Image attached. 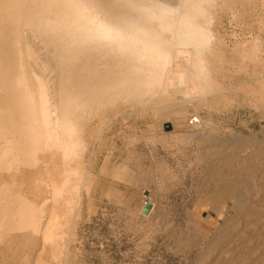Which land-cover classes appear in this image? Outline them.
<instances>
[{
    "label": "bare ground",
    "instance_id": "bare-ground-1",
    "mask_svg": "<svg viewBox=\"0 0 264 264\" xmlns=\"http://www.w3.org/2000/svg\"><path fill=\"white\" fill-rule=\"evenodd\" d=\"M236 1L264 29V0ZM232 4L0 0V264L68 262L81 191L90 190L83 157L124 106L128 114L215 104L223 88L212 77L211 25ZM252 49L241 47V59L256 63ZM255 81L251 100L264 109V72ZM226 142L248 148L239 138ZM254 173L250 188L243 179L226 188L236 220L215 246L222 264H264V176ZM217 195L206 199L218 202Z\"/></svg>",
    "mask_w": 264,
    "mask_h": 264
},
{
    "label": "rangeland",
    "instance_id": "rangeland-1",
    "mask_svg": "<svg viewBox=\"0 0 264 264\" xmlns=\"http://www.w3.org/2000/svg\"><path fill=\"white\" fill-rule=\"evenodd\" d=\"M231 2V10L214 13L211 25L218 69L212 77L223 88L219 99L210 109L192 101L181 109L142 113L127 114L130 108L123 107L126 114L111 120L102 141L83 157L86 169L92 168L90 190L81 191L75 241L64 264L223 263L215 246L236 220L226 188L239 179L250 188L254 170L257 178L264 176V109L251 100L259 89L255 79L264 72V29L258 30L247 4ZM241 47L257 50V62L242 60ZM192 118L198 123L190 125ZM231 138L248 148L228 147ZM216 195L218 202L207 201ZM145 205L151 211L142 215Z\"/></svg>",
    "mask_w": 264,
    "mask_h": 264
},
{
    "label": "water",
    "instance_id": "water-1",
    "mask_svg": "<svg viewBox=\"0 0 264 264\" xmlns=\"http://www.w3.org/2000/svg\"><path fill=\"white\" fill-rule=\"evenodd\" d=\"M149 209H150V206H149V205H145V206L143 207V209L141 210V214H142V215H147Z\"/></svg>",
    "mask_w": 264,
    "mask_h": 264
},
{
    "label": "built area",
    "instance_id": "built-area-1",
    "mask_svg": "<svg viewBox=\"0 0 264 264\" xmlns=\"http://www.w3.org/2000/svg\"><path fill=\"white\" fill-rule=\"evenodd\" d=\"M197 123H198V121H197L196 118H192V119L189 120V124H190V125H195V124H197Z\"/></svg>",
    "mask_w": 264,
    "mask_h": 264
}]
</instances>
